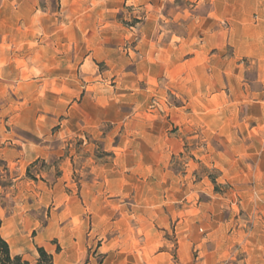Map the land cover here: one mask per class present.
<instances>
[{"label":"crops","instance_id":"0c3cea01","mask_svg":"<svg viewBox=\"0 0 264 264\" xmlns=\"http://www.w3.org/2000/svg\"><path fill=\"white\" fill-rule=\"evenodd\" d=\"M61 1L60 12L64 20L49 17L47 13H32L29 17L17 18V12H34L36 10L34 4L28 0H0V108L11 106L6 99L12 91L43 90L46 83L48 85L50 83L52 91L63 89L65 84L69 88L74 84L68 81L66 83L65 75L64 78H60V66L63 61L66 62L63 65L69 75L70 69L75 68L77 58L81 60L79 62L81 68L89 65L93 44L100 48L101 43H112L116 40L117 43L123 44L135 37V29L132 26L127 28L114 21L117 13L123 11V8L138 5L141 9H146L143 26L152 28L148 45L149 48L155 47L156 40L160 38L155 28L159 25L161 17L156 11H161L164 7L163 1L171 2V0ZM194 8L197 13L191 16L186 24L189 27L186 42L191 44L200 41V49L196 48L192 51L193 55L187 56L186 53L180 59L175 57L171 44L165 45L160 51L149 50L141 55L131 72L124 71L131 64L125 53L114 52L119 55L123 64L119 73L121 74L119 83L125 78H132L128 84L134 86L145 83L148 84L146 90L149 91L151 80H157L161 75L165 79L173 75L184 76L194 83L195 87L203 90L205 88V91L212 92L211 96L217 97V92L214 93L216 89L214 82H205L204 78L209 72L204 60L212 59L214 55L211 51L218 49L220 45L234 47L239 44L238 51L241 55L255 56L261 53L264 57V0H196ZM44 10L48 12L50 9L46 7ZM185 12L187 13V10ZM224 23L227 24L226 28L222 27ZM6 29L9 32L4 33ZM32 43L37 44V47L30 52L31 54L15 53V50L24 48V53H27L28 44ZM204 47L207 50H204ZM214 65L213 63L209 69H215ZM55 70L57 73L51 77L50 82H40L37 79L38 74L43 77ZM124 85L122 89L130 88ZM215 85L218 86L217 83ZM207 101L216 106L224 103L230 105L229 101L220 98H215L214 101L209 98ZM61 102L65 103L63 110L67 109L62 120L58 113L50 118L35 115L27 118L25 122L20 121L21 117L18 114L17 121L6 119L4 116L1 118L0 115V159L8 163L7 168L12 164H18L17 169L25 171L31 166L35 169L36 164L46 162L49 158H62L64 154L53 146L54 141L75 137L80 131L101 135L98 128L106 121L109 112L105 101L96 100L94 104L85 97L79 103L61 100L58 97L55 99L57 105L60 106ZM132 104L135 110L142 106V103L138 104L136 101ZM4 112L1 109L0 114ZM115 112L118 113L117 109ZM9 123L20 126L29 137L25 139L14 137L11 128L6 129ZM54 127H57V130L51 131ZM147 135L157 139L153 147L136 148L133 143L136 137L131 134L132 142L128 147L115 148L119 150L115 160L121 162L124 158L130 159L131 171L137 173L161 170L159 156H165L167 151L171 155L172 148L167 144V141L171 140L166 137L163 140V133L149 132ZM61 164L64 167L71 166V160L61 159ZM120 168L121 166L116 168L119 177L113 180L119 187L118 191L122 190L125 183V178L119 173ZM254 174L256 175V170ZM127 177H131V187L136 188L135 199L133 197L129 212L124 210L123 205L115 204L110 196L104 198L103 204L96 206L95 204L99 203L98 196L79 198L74 194L60 193L58 185L61 177L57 179L53 188H48L41 181L20 183V187L24 189L17 196L19 205H15L8 214L0 205V236L9 245L11 255L20 256L28 264H36L37 247H42L51 254L55 264H221V258L225 255L231 258L226 264H264V231L256 227L244 229L241 222L235 221V214H232L224 225L219 223L211 226V218L205 220V214L199 208L196 216L190 218L186 206L177 214L168 209L164 210L167 206L165 198L161 196L155 197V202L150 199L154 202L152 205L143 206L150 208L149 218L154 222L150 227L141 230V226H130V222L140 219L138 190L140 175ZM255 179L259 180L263 187L264 170L259 171ZM239 205L241 209L247 210L248 216H251L256 210L264 209V196L242 197ZM49 206L52 207L49 217L41 219L40 212ZM215 207L218 208L217 213L220 215L223 212L222 208H228V204H219ZM92 209H95L92 215L96 216L101 211L107 221L104 222L102 231L92 230L86 235L84 216ZM113 212L119 214L115 221H111ZM177 218L178 225L171 230L169 224ZM75 219L77 225L73 224ZM231 221L235 224H230ZM64 223L68 224L66 228L61 227ZM201 224H205L206 229H202ZM107 233L115 237L109 238L106 243L102 242L97 248L94 256L99 255L101 261L96 263L92 252L89 251L90 244L96 235ZM139 233L141 237L138 236ZM170 235L174 236V253L167 246V236ZM238 252L244 255L243 259L234 257Z\"/></svg>","mask_w":264,"mask_h":264},{"label":"rangeland","instance_id":"374dc122","mask_svg":"<svg viewBox=\"0 0 264 264\" xmlns=\"http://www.w3.org/2000/svg\"><path fill=\"white\" fill-rule=\"evenodd\" d=\"M28 1L34 4L36 10L17 12V18L29 17L32 13H47L49 17L64 20L60 12L61 0ZM164 2L161 11H156L161 17L159 25L155 28L160 34L155 47L149 48L148 45L152 28L143 26L146 9H141L138 5L123 8V11L117 13L114 21L127 28L132 26L135 29V37L123 44L117 43L116 40L112 43H101L100 48L93 44L89 65L81 68L79 63L81 60L77 58L75 68L70 69L69 75L63 65L66 62L63 61L60 66V78H64L65 75L64 81L74 85L68 88L65 84V89L52 91L50 83L49 85L46 83L43 90L12 91L7 97L6 102L11 106L0 108V111L1 109L5 111L0 115L1 118L4 116L14 121H17V114L21 117L20 121L24 122L35 115L50 118L57 113L60 114V120L64 119L67 109L63 110L65 103L61 102L60 106L55 103L57 97L76 103L83 97L92 102L102 100L106 102L104 104L109 110L106 121L98 128L101 135L80 131L75 137L54 141L53 146L64 154L62 158H49L46 162L36 164L35 169L31 166L25 171H19L18 164H12L7 168L8 163L0 159V205L5 208L7 214L15 205H19L17 196L24 189L20 187V183L41 181L48 188H53L60 177L58 185L60 193L74 194L79 198L98 196L99 203L95 204L96 206L103 204L104 198L110 196L115 204L123 205L124 210L129 212L133 197L135 199L136 188L131 187V177L127 176L137 174L140 175L138 187L140 219L130 222V226H141V230L150 227L151 223H154L153 219L149 218L150 208L143 206L152 205L155 197L163 196L167 206L164 210L168 209L177 214L186 206L190 218L196 216L199 208L205 214V220L211 218V226L219 223L224 225L232 214H235V221L241 222L244 229L256 227L264 231V209L256 210L253 215L248 216L247 210L241 209L239 205L242 197L264 196V186L262 187L259 180L255 179L259 171L264 170V57L261 53L243 56L238 51L239 44L234 47L220 45L218 49L211 51L214 55L212 59L204 60L209 71L204 78L205 82H214V89L216 88L214 93L217 92V97L211 96L212 92L205 91V88L203 90L195 87V84L184 76L173 75L165 79L161 75L157 80H151L149 91L146 90L148 84L140 83L134 86L128 84L132 78H125L119 83L121 77L119 73L123 64L119 55L114 52L125 53L131 64L124 71L131 72L141 55L149 50L160 51L165 45L171 44L175 57L180 59L184 54L193 55V50L200 49V41L191 44L186 42L189 33L186 24L190 17L197 13L194 8L196 0ZM46 7L50 9L48 12H44ZM222 27L226 28L227 24L224 23ZM4 31L9 32L8 29ZM36 47L35 43L28 44L27 53H24L25 48L15 50V53L31 54ZM204 50L207 48L204 47ZM213 63L215 69H209ZM50 65L52 67V64ZM55 73L56 70L43 77L38 74L37 79L40 82H50ZM123 84L130 88L122 89ZM209 98L213 101L220 98L229 101L230 105L227 103L221 106L212 105L207 101ZM135 101L138 104L142 103L137 110L132 104ZM116 109L118 113L115 112ZM9 128L14 137L21 139L29 137L20 126L9 123L6 129ZM56 130L57 127H54L51 131ZM149 132L163 133V140L165 137L171 140L167 141L168 146L172 148L171 155L167 151L165 156H159L161 170L137 173L131 171L130 159L124 158L121 162L115 160L119 153L115 148L128 147L132 142L131 134L136 137L133 141L136 148L153 147L157 139L148 137ZM68 158L71 160V166L64 167L61 159L65 161ZM120 166L119 173L125 178V183L122 190L118 191L119 187L113 180L119 177L116 168ZM219 204H228V208H222L223 212L220 215L217 213L218 208L215 207ZM51 209V206L44 209L39 217L45 220L49 217ZM94 211L95 209H92L84 216L86 235L92 230L102 231V226L107 221L102 216L103 212L100 211L94 216L92 215ZM113 213L111 221H115L119 216L117 212ZM73 224H78L76 219L73 220ZM230 224L235 223L231 221ZM67 225L64 223L61 227L66 228ZM177 225L178 218L169 224L171 230ZM201 227L206 229L205 224ZM138 236L141 237V233ZM114 237L113 234L107 233L96 235L92 240L89 251L92 252L96 263L101 261L99 255L94 256L97 248L102 242L106 243V240ZM167 241V246L174 253V236H167ZM234 257L243 259L244 255L238 252ZM230 259L225 255L221 258V264H226Z\"/></svg>","mask_w":264,"mask_h":264},{"label":"trees","instance_id":"16d2710c","mask_svg":"<svg viewBox=\"0 0 264 264\" xmlns=\"http://www.w3.org/2000/svg\"><path fill=\"white\" fill-rule=\"evenodd\" d=\"M38 257L36 264H55L51 254L47 253L42 247L36 248ZM0 264H28L20 256H12L9 245L0 236ZM86 264V263H84Z\"/></svg>","mask_w":264,"mask_h":264}]
</instances>
